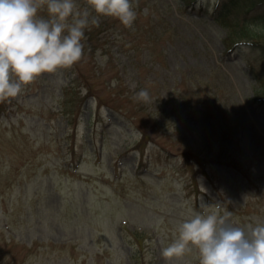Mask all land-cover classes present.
<instances>
[{"label": "rangeland", "instance_id": "1", "mask_svg": "<svg viewBox=\"0 0 264 264\" xmlns=\"http://www.w3.org/2000/svg\"><path fill=\"white\" fill-rule=\"evenodd\" d=\"M183 1L132 0L131 29L100 18L80 62L0 103V264H165L202 202L264 223L263 53H225L218 0Z\"/></svg>", "mask_w": 264, "mask_h": 264}, {"label": "clouds", "instance_id": "2", "mask_svg": "<svg viewBox=\"0 0 264 264\" xmlns=\"http://www.w3.org/2000/svg\"><path fill=\"white\" fill-rule=\"evenodd\" d=\"M46 10V17L39 15ZM131 29L137 19L132 0H0V103L10 101L45 74L71 69L84 55L85 30L100 18ZM107 58L105 57V60ZM148 99L146 90L138 94ZM203 209L181 222L161 249L165 264L195 254L198 264H264V223L238 226L230 212L202 202Z\"/></svg>", "mask_w": 264, "mask_h": 264}, {"label": "trees", "instance_id": "3", "mask_svg": "<svg viewBox=\"0 0 264 264\" xmlns=\"http://www.w3.org/2000/svg\"><path fill=\"white\" fill-rule=\"evenodd\" d=\"M180 1L186 4L183 0ZM256 1H258L257 5L262 6L260 13L253 16H243L240 21L237 19L234 21L227 20L232 10H235L238 6V2L228 0L218 6L213 15V20L225 29L226 45H234V42L239 44L242 41L257 45L264 50V0ZM253 3L254 0H250L249 6L252 8ZM262 89H264V86H262Z\"/></svg>", "mask_w": 264, "mask_h": 264}]
</instances>
